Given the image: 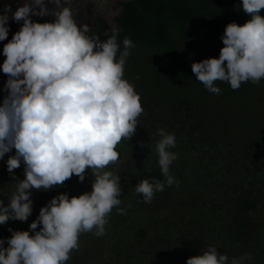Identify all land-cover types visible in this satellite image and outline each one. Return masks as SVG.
Instances as JSON below:
<instances>
[{
    "label": "clouds",
    "instance_id": "obj_1",
    "mask_svg": "<svg viewBox=\"0 0 264 264\" xmlns=\"http://www.w3.org/2000/svg\"><path fill=\"white\" fill-rule=\"evenodd\" d=\"M71 2L24 0L15 12L9 6L0 13V41L8 37L10 18L23 22L4 44L5 60L0 66L8 77L7 95L0 104V159L15 149L6 161L14 191L6 206L0 199V225L28 220L33 189L63 186L73 175L83 182L88 169L95 179L90 192L53 197L41 207L29 230L9 228L7 247L0 239V264H66L72 251L78 250L82 233L95 230V235H103L113 208L124 211L118 207L120 175L106 168L119 161L117 145L135 134L143 112L134 85L124 78L126 59L135 44L125 37L121 51L116 32L104 41L87 35L90 28L78 27ZM241 7L251 19L243 25H226L219 57L191 65L196 79L213 94L221 92L216 81L228 82L237 90L243 82L258 84L264 78V16L260 14L264 0H242ZM33 15H50L54 20L34 22ZM158 135L156 152L165 181L145 178L135 185L145 203L163 191L165 183H178L170 174L177 158L170 151L176 146L175 136L163 128ZM21 162L24 179L16 180L14 170ZM243 259L233 258L230 264H242ZM186 264H229V257L210 245Z\"/></svg>",
    "mask_w": 264,
    "mask_h": 264
},
{
    "label": "rangeland",
    "instance_id": "obj_2",
    "mask_svg": "<svg viewBox=\"0 0 264 264\" xmlns=\"http://www.w3.org/2000/svg\"><path fill=\"white\" fill-rule=\"evenodd\" d=\"M12 1V12L24 3V0ZM120 1L125 0H72L74 19L78 27L89 26L87 35H98L102 41L94 28L95 18L103 17L115 29ZM4 8V0H0V13ZM31 19L53 21L54 17L33 15ZM22 23L9 19L8 37L0 41V66L5 60L4 44L19 31ZM142 54L130 53L124 78L135 89L139 82L154 88L157 85L145 66L134 64ZM7 79L0 69V104L7 95L4 90ZM135 91L142 95L140 90ZM165 93L181 97L185 92L177 89ZM190 96L201 98L202 94L193 91ZM261 97L264 98V87L258 86L249 110L241 106V102L219 101L220 96L213 93L199 101L163 100L155 96L144 101L140 97L143 112L138 117L136 132L130 140L123 139L117 145L116 149L122 154L120 162L106 168L120 175L122 193L118 207L124 211L113 208L103 235H95V230L82 233L78 250L72 251L66 264H186L189 258L186 244L190 237L202 239L203 250L215 246L220 254L229 257V264L231 259L241 257H245L242 264H264V159L249 150L252 134L264 132ZM161 128L175 136L176 146L170 151L175 152L177 158L170 165V174L178 183L168 186V194L155 196L150 203L142 205L135 185L160 169L156 144L161 138L158 135ZM14 154L15 149H12L0 159V199L5 206L15 185L6 161ZM14 176L16 180L24 179L23 162L14 170ZM94 179L92 173H87L83 182L67 180L73 188L72 196L90 192ZM42 191L32 190L33 202ZM244 198L258 203L251 214L238 211ZM243 219L250 220L253 229L247 239L240 240L233 235L232 228ZM34 220L30 216L22 230H29ZM142 229L146 235L138 238L136 235Z\"/></svg>",
    "mask_w": 264,
    "mask_h": 264
},
{
    "label": "trees",
    "instance_id": "obj_3",
    "mask_svg": "<svg viewBox=\"0 0 264 264\" xmlns=\"http://www.w3.org/2000/svg\"><path fill=\"white\" fill-rule=\"evenodd\" d=\"M4 4L5 8L10 6L12 9L14 6L12 0H4ZM118 4L121 10L115 18V29L99 16L95 18L94 28L101 35L102 41L113 32L118 33L117 39L121 51H123V39L128 37L135 44V47L130 49V53H143L137 61L134 59V64L145 66L155 86L157 85V88H151L139 82L136 89L141 91L140 97L144 101L150 96L163 100L187 98L191 101H199L211 95L212 93L192 73V63L207 58H218L224 46L221 37L226 25L231 22L243 25L251 19L242 10V0H125ZM260 14L264 16V10H261ZM34 22L44 23L52 20ZM215 86L221 89L218 94L221 99L219 101L241 102V106L249 110L256 97L257 87H264V78L258 84H253L251 81L243 82L237 90H232L228 82L216 81ZM177 89L185 93L181 97H172L169 93H165ZM193 91L202 94L201 98L191 97ZM260 102L264 105L263 97L260 98ZM252 137L250 152L264 159V132L252 134ZM116 150L120 154L119 161L115 163L118 164L122 154L118 149ZM87 173L92 172L88 169ZM70 179L79 181L75 175ZM148 179L150 182L165 181L160 169L155 170ZM61 193L72 197L73 188L69 181H65L63 186L53 187L48 191L43 190L33 202L30 216L36 219L41 207ZM168 193L169 187L165 183L164 190L155 192L154 197ZM140 200L142 205L146 204L141 194ZM257 208L258 203L247 198L242 199L238 205V211L242 214H251ZM27 222L28 220L26 222L10 220L0 225V239L7 241L12 234L9 228L13 231L22 230ZM252 229L250 220L243 219L235 223L232 233L236 238L245 240L251 235ZM145 235L146 232L142 229L136 236L141 238ZM186 247L189 257L197 256L204 252V241L198 237H190Z\"/></svg>",
    "mask_w": 264,
    "mask_h": 264
}]
</instances>
